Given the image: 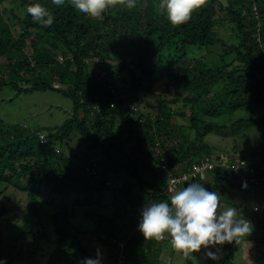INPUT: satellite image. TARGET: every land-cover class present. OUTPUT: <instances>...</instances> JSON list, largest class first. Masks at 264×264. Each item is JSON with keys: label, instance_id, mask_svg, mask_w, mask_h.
<instances>
[{"label": "trees", "instance_id": "16d2710c", "mask_svg": "<svg viewBox=\"0 0 264 264\" xmlns=\"http://www.w3.org/2000/svg\"><path fill=\"white\" fill-rule=\"evenodd\" d=\"M1 1L0 89H51L74 101L72 116L46 133L0 120V196L14 186L28 193L35 213L40 198L58 206L48 221L10 234L3 227L8 203L0 205V260L5 264H80L96 258L97 249L102 264H173L163 260L174 251L170 236L145 240L138 230L137 214L144 205L131 211V234L121 233V214H97L92 230H80L71 217L76 205L92 204L94 193L124 174L148 190L150 201L170 203L162 159L171 170L206 156L216 162L207 177L186 180L173 190L192 182L205 185L209 177L212 191L226 182L241 188V176L249 174L262 181L249 187L264 189V142L245 156L214 152L206 142L213 126L203 118L264 108V0H210L179 26L169 21L163 0H135L132 9L116 4L105 9L102 20L79 12L71 0L60 7L52 0H16L12 7H2ZM35 4L54 16L50 27L34 23L27 13ZM218 26L232 31L231 41L220 36ZM158 82L164 89L156 96V112L144 108L146 95L139 93L154 92ZM187 106L188 123H179L176 117H184ZM262 122L264 114L234 123ZM74 134L88 149L78 161L65 153ZM242 160L246 164L235 174L231 165ZM158 177L165 180L163 186ZM118 190L125 198L130 195L127 183ZM259 212L264 233V208ZM54 237L55 247L46 252L44 243ZM234 243L211 248L217 259L201 256L198 264H236Z\"/></svg>", "mask_w": 264, "mask_h": 264}, {"label": "rangeland", "instance_id": "374dc122", "mask_svg": "<svg viewBox=\"0 0 264 264\" xmlns=\"http://www.w3.org/2000/svg\"><path fill=\"white\" fill-rule=\"evenodd\" d=\"M15 2L16 0H3L1 1V5L2 7H12ZM217 30L222 38L229 41L232 40V31L229 28L218 26ZM195 47L197 46H190L188 48L193 50ZM125 78L131 79L128 71L125 73ZM163 89L164 87L161 82H158L154 87V92L146 94L144 90H141L139 94L142 95L144 93L147 100V102L146 100L142 101L144 108L156 110L157 112L158 104L156 96ZM179 106H182L181 101H179ZM73 107V99L56 90L48 89L18 93L11 85H4L0 89V120L5 124L26 125L33 129L38 128L46 133L70 118L73 114ZM182 110L185 113L184 117L177 116L176 118L179 123L186 124L189 119L188 112L190 107H183ZM263 114L264 108L261 107L240 108L235 111H223L217 114L207 113L203 115V118L212 124L213 129L206 135V142L210 144L214 152L245 156L264 142V123L253 125H237L235 123L239 119L259 118ZM69 142L71 151L75 153H72L67 147H65V153L72 158L75 157L76 161H78V156L81 159L87 153L86 142L80 140L76 134L69 138ZM122 176L121 179L113 181L112 187L104 188L99 193H94V202L92 204L84 203L83 205H76L71 215L74 226L80 230H92L95 228V217L97 214L114 216L116 218L121 214V218L125 223V225L120 223L122 227H120L121 233L131 234L133 232L131 211L137 206L140 207L148 203L150 196L148 190L141 188L134 178L125 174ZM211 179L209 177L204 185L209 191H212ZM156 182L162 186L165 184V180L161 177L156 178ZM124 183H127L130 188L128 198H125L118 190V187ZM224 185L219 186L217 190L224 206L226 208L235 207L238 210V215L249 220L253 226L251 235L239 238V244L234 243L235 263L264 264V233L262 224L258 219L259 210L264 208V189L250 186L247 190H242L235 185H229L227 182ZM97 197L98 199L95 200ZM29 198L28 193L14 186H11L0 196V205L3 202L8 203L9 209L4 215L3 227L10 234L28 230L33 226V223H38L39 220L43 222L48 221L49 215L58 207L56 204L52 205L51 203L50 205V203L40 198L38 199V203H36V206L39 207V213H35L28 206ZM62 198L63 196L59 198L60 201H62ZM8 199L11 200L8 201ZM59 199L53 200L54 203ZM73 199V195H68V201H73ZM99 199L100 202H97ZM256 208L259 209L256 210ZM42 228L40 227V229ZM165 236L167 239L170 235L166 233ZM55 245L56 239L54 237L51 241L45 242L43 248L46 252H51ZM168 245L171 246V243L169 242ZM209 250L211 248H202L200 252L192 253L188 257H185L174 249L170 256L167 253L163 255V260L166 263L170 262L173 264H187V261H190L188 264H198V261H200L199 257H205L206 252Z\"/></svg>", "mask_w": 264, "mask_h": 264}, {"label": "clouds", "instance_id": "9594fccd", "mask_svg": "<svg viewBox=\"0 0 264 264\" xmlns=\"http://www.w3.org/2000/svg\"><path fill=\"white\" fill-rule=\"evenodd\" d=\"M209 2L210 0H163L161 7L166 5L169 21L173 26H179L190 20L194 10L207 6ZM52 3L60 7L65 4V0H52ZM125 3L129 9L136 6L135 0H71L76 10L101 20L106 8ZM26 11L34 23L45 28L54 22L51 12L39 4L29 5ZM41 141H45L43 137ZM169 191L170 203L149 201L141 209L138 230L145 240L161 241L166 238L167 233L171 237L173 248L188 257L200 252L202 248H216L233 241L239 244V238L251 235L253 226L250 221L239 216L235 207L226 208L220 194L209 191L203 184L192 182L180 190ZM206 255L210 259H217V252L209 250ZM0 264H5V261L0 260ZM80 264H102L100 250H96V258H85Z\"/></svg>", "mask_w": 264, "mask_h": 264}, {"label": "built area", "instance_id": "2783aa9c", "mask_svg": "<svg viewBox=\"0 0 264 264\" xmlns=\"http://www.w3.org/2000/svg\"><path fill=\"white\" fill-rule=\"evenodd\" d=\"M60 59H62V57H60ZM162 162L163 168L168 169L166 178H168L171 189H177L186 180H190L197 176H201L203 178L207 177L209 170L215 168L216 166V162L211 161L207 156L203 157L200 161L193 163L190 167H187L186 163H182L181 166L176 165L172 170L168 168L165 159H162ZM244 164L246 163L244 160H242L240 163L231 165V168L234 170L235 174H239ZM251 183L261 184L262 181L251 174H249L248 176H241L240 184L242 189L248 188ZM140 213L141 210L137 214V226L139 225V222L141 220ZM120 244L124 245V242H121Z\"/></svg>", "mask_w": 264, "mask_h": 264}, {"label": "crops", "instance_id": "0c3cea01", "mask_svg": "<svg viewBox=\"0 0 264 264\" xmlns=\"http://www.w3.org/2000/svg\"><path fill=\"white\" fill-rule=\"evenodd\" d=\"M180 190V189H179Z\"/></svg>", "mask_w": 264, "mask_h": 264}]
</instances>
